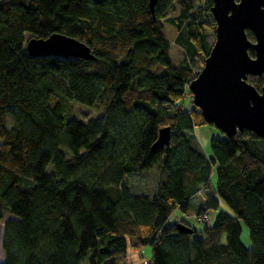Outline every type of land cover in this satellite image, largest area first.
Returning a JSON list of instances; mask_svg holds the SVG:
<instances>
[{
	"label": "trees",
	"instance_id": "obj_1",
	"mask_svg": "<svg viewBox=\"0 0 264 264\" xmlns=\"http://www.w3.org/2000/svg\"><path fill=\"white\" fill-rule=\"evenodd\" d=\"M212 7L158 0L154 19L150 0H0V264H127L146 246V264H264V139L223 134L207 157L195 129L209 124L182 106L212 49ZM165 23L179 31L178 64ZM57 33L94 59L27 54L26 35ZM247 81L262 91L264 76ZM70 101L101 116L67 119ZM167 127L170 145L152 152ZM154 169L155 192L133 193L128 178ZM176 211L216 215L200 229L180 220L183 234Z\"/></svg>",
	"mask_w": 264,
	"mask_h": 264
},
{
	"label": "water",
	"instance_id": "obj_2",
	"mask_svg": "<svg viewBox=\"0 0 264 264\" xmlns=\"http://www.w3.org/2000/svg\"><path fill=\"white\" fill-rule=\"evenodd\" d=\"M157 1L150 0L154 19ZM211 13L216 42L201 72L189 85L194 106L205 122L226 138L251 131L264 139V86L259 92L247 81L248 76H264V0H213ZM247 31L255 35V43L249 40ZM249 50L256 52L255 58ZM26 51L34 58L94 59L85 43L60 33L47 39L31 38ZM171 139L172 128H162L152 152L168 147ZM177 230L193 233L184 223H178Z\"/></svg>",
	"mask_w": 264,
	"mask_h": 264
},
{
	"label": "rangeland",
	"instance_id": "obj_3",
	"mask_svg": "<svg viewBox=\"0 0 264 264\" xmlns=\"http://www.w3.org/2000/svg\"><path fill=\"white\" fill-rule=\"evenodd\" d=\"M179 15V12H170L169 17H176ZM212 20V17H209ZM212 22V21H211ZM165 34L167 38L172 43L171 48V57L175 64L180 63L184 57H185V50L180 47L176 42L177 35L179 34V31L171 24L165 23L164 28ZM32 38L31 35H26V41H29ZM208 42L211 46L216 42V35L210 34L208 36ZM201 72V71H200ZM199 72V73H200ZM69 111L70 115L67 117V119H75L80 122H88L90 119H96L101 116V112H98L97 110L87 107L85 105H82L77 102L70 101L69 103ZM193 99L189 96L185 97L182 100V106L185 110H188L193 105ZM195 136L196 140L198 142V145L202 152L207 156H212L211 151V141L214 138L220 139L223 136V133L218 130L217 128L210 126V125H202L195 129ZM157 169L152 170L151 172H146L143 174H138L134 176H130L128 178V185L131 188L133 193L136 194H148L152 195L156 190V180H157ZM216 178H212V184L215 185ZM198 197L203 201V194H199ZM221 211H227L230 210L225 206H221ZM216 212H211L212 222L214 221ZM9 217V216H8ZM195 213L189 212L188 215L181 213L180 211L174 212L171 217L169 218V224L178 223L180 220L187 219V221L190 222V224L196 226L197 229L202 228L201 224H198L195 221ZM3 227V225H1ZM1 227V228H2ZM242 242L245 244V246L250 247V240L248 236V232L246 230L243 231L242 234ZM152 258V249L150 246H146L142 248L140 251H133L131 250L127 256L126 263L127 264H146L147 262L151 261ZM4 259V252L2 250V245L0 242V261Z\"/></svg>",
	"mask_w": 264,
	"mask_h": 264
},
{
	"label": "built area",
	"instance_id": "obj_4",
	"mask_svg": "<svg viewBox=\"0 0 264 264\" xmlns=\"http://www.w3.org/2000/svg\"><path fill=\"white\" fill-rule=\"evenodd\" d=\"M211 213H204L200 218V224H210L212 221Z\"/></svg>",
	"mask_w": 264,
	"mask_h": 264
},
{
	"label": "crops",
	"instance_id": "obj_5",
	"mask_svg": "<svg viewBox=\"0 0 264 264\" xmlns=\"http://www.w3.org/2000/svg\"><path fill=\"white\" fill-rule=\"evenodd\" d=\"M188 214H189V213H188ZM188 214H187V215H188Z\"/></svg>",
	"mask_w": 264,
	"mask_h": 264
}]
</instances>
